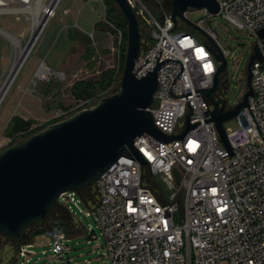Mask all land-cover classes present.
<instances>
[{
  "label": "built area",
  "instance_id": "2783aa9c",
  "mask_svg": "<svg viewBox=\"0 0 264 264\" xmlns=\"http://www.w3.org/2000/svg\"><path fill=\"white\" fill-rule=\"evenodd\" d=\"M216 1L217 15L252 35L262 55L261 61L251 65L248 105L231 118L236 126L224 127L231 119L223 123L229 149L208 121L212 105L201 93L211 86L219 64L208 39L200 41L189 30L177 29L179 24L187 25L179 19L174 24L170 8H160L159 2L158 19L141 0H128L138 21L151 30V42L142 43L141 48H146L140 49L135 60L134 75L140 78L151 70L161 50L158 63L172 59L183 66L170 93H191L187 99L168 94L181 64L164 62L158 68L159 86L149 107L154 124L166 134H178L188 112L187 100L190 123L203 121L183 139L162 142L145 134L136 138L133 144L148 163L121 155L88 187L94 201L72 190L58 196L56 204L73 217L82 210L79 202L86 205V216L102 235L108 264H264V44L257 36L264 27V0ZM206 14L197 25L218 43L226 58L229 49L210 26L203 27L210 16ZM223 75L215 94L226 100L228 80ZM237 102L228 105L226 100L225 108ZM76 222L88 240L97 238L91 224L83 227ZM45 233L59 264H71L63 261L66 232L55 224ZM31 246H19L17 254L25 262L33 254Z\"/></svg>",
  "mask_w": 264,
  "mask_h": 264
},
{
  "label": "rangeland",
  "instance_id": "374dc122",
  "mask_svg": "<svg viewBox=\"0 0 264 264\" xmlns=\"http://www.w3.org/2000/svg\"><path fill=\"white\" fill-rule=\"evenodd\" d=\"M50 1L42 0V3L48 6ZM88 1L89 4L85 5L79 0H60L53 9V15L45 18V24L43 23L44 26L37 32L39 35L32 43L28 55L0 96V151L51 123L67 118L80 109L91 107L102 97L118 89L124 64V58L120 59L118 46L122 30L117 25L103 20L105 4L107 5L104 0ZM141 1L146 7L148 2L161 4V0ZM9 7L10 10L7 11L0 9V88L9 74L17 44L26 46L32 25V16L25 10L26 5L22 8L13 1L9 3ZM69 7L73 10L72 14L66 12L65 8ZM80 7L83 9L78 11ZM39 13L43 15L42 9ZM153 14L159 19V14ZM187 16L198 24V21L207 14L202 9L188 10ZM96 20L106 25L95 27ZM207 26L212 28L219 42L229 49L225 75L222 78L226 76L228 80L224 92L227 104L233 105L240 100L245 91L246 63L252 51L254 37L247 31L237 30L217 14L208 16L207 22L203 24V27ZM139 29L141 45L148 39L151 41L150 27L139 22ZM177 29L189 30L200 41L205 39L202 32L194 28H185L183 24H179ZM145 48L143 45L140 49ZM43 65L49 69V73L40 78L37 73L39 67ZM107 69L114 71L109 87L85 99L73 95L72 86L75 81L96 80ZM17 115L31 119L33 122L30 128L27 132L7 134L11 118ZM235 126L233 119L224 124L225 128ZM168 192L165 190V193ZM83 194L85 198L95 200L90 189ZM79 206L82 210H76L74 218L55 203L41 224H34L26 229V238L22 245L32 243L30 249L33 250L27 262L24 257L17 254L21 244L1 238L0 264H59V256L52 255L51 239L45 233L47 227L55 224L59 225L67 236L64 242L67 254L64 253L63 261L69 260L71 264H108V258L103 253L104 244L100 230L86 216V205L79 202ZM76 220L83 227L91 224L90 230H93L97 238L88 240L87 233L80 228ZM74 230L79 234H71ZM43 250L45 253H42Z\"/></svg>",
  "mask_w": 264,
  "mask_h": 264
},
{
  "label": "water",
  "instance_id": "95a60500",
  "mask_svg": "<svg viewBox=\"0 0 264 264\" xmlns=\"http://www.w3.org/2000/svg\"><path fill=\"white\" fill-rule=\"evenodd\" d=\"M112 1L126 21V50L119 87L91 107L51 123L0 151V239L22 244L26 229L45 220L62 192L85 190L121 155L148 163L133 144L139 136L145 134L162 142L183 139L185 133L203 121L190 123L191 106L187 100L188 112L178 134H166L154 124L149 107L159 86L158 68L166 61L181 63L172 59L158 63L160 50L155 66L137 78L133 67L141 48L139 21L128 0ZM52 9L49 4L44 14ZM200 9L215 15L219 6L216 0H170L173 23L179 19L202 32L219 62L211 86L201 93L212 105L208 121L214 124L220 140L229 149L223 123L248 105V97L252 94L251 65L255 60L261 61L262 55L259 46L254 44L246 63L245 91L233 107L226 109V100L215 94L220 76L225 72L226 58L218 43L187 16L188 10ZM257 36L264 44V27L257 31ZM182 68L181 64L171 82L168 92L171 96L191 94L190 91L170 93Z\"/></svg>",
  "mask_w": 264,
  "mask_h": 264
},
{
  "label": "trees",
  "instance_id": "16d2710c",
  "mask_svg": "<svg viewBox=\"0 0 264 264\" xmlns=\"http://www.w3.org/2000/svg\"><path fill=\"white\" fill-rule=\"evenodd\" d=\"M86 1H88V0H86ZM104 1H105V3H107V5L105 4V6H106V8H105L106 21H108L109 23H111L113 25H117L122 30L121 42L119 44V49H120V55L119 56H120V59H123L124 53L126 50V21H125L124 17L122 16V14L120 13L118 7L116 6V4L112 0H104ZM152 1L154 2V0H152ZM161 6L164 7L165 9H169L170 8V0H161ZM147 7L151 11V13L153 12V13L158 14L159 7L155 2L154 3L148 2ZM104 24H105L104 22L96 21L94 23V26L96 27V26H101ZM185 28H190V27L185 26ZM146 42L149 43L151 41H149V39H148ZM113 72L114 71L112 69H107V70L103 71L101 73L100 78H98L96 80H89V81L77 80V81H75L73 83V86H72L73 95L77 98L85 99V98L91 97L92 95H94L96 93L102 92L104 89H106L107 87L110 86L112 79H113V76H114ZM32 122L33 121L31 119H24L18 115L14 116L10 120V123H9V126H8L6 133L12 134V133L24 132V131L27 132V130L30 128ZM28 136L29 135H27L26 137H28ZM26 137H24V138H26ZM89 189L90 188L87 187L85 190H83L81 192L84 193V191H87V190L89 191ZM90 193L94 197V194L91 191H90ZM76 231L77 230L72 231L71 234H75V233L79 234V232H76Z\"/></svg>",
  "mask_w": 264,
  "mask_h": 264
},
{
  "label": "bare ground",
  "instance_id": "6f19581e",
  "mask_svg": "<svg viewBox=\"0 0 264 264\" xmlns=\"http://www.w3.org/2000/svg\"><path fill=\"white\" fill-rule=\"evenodd\" d=\"M13 1H15V0H0V9H2V11L10 10L9 2H13ZM17 1H21L23 3V0H17ZM59 1L60 0H51L50 4L53 8H55L56 4H58L57 2H59ZM24 2L26 3L25 4L26 5L25 10L29 11L31 13V16H32L30 39L28 40L25 47H22L19 44H17L16 51H15V57H14L12 65H11V68L9 70V74H8L4 84L0 88V96L3 92V90L5 89V87L9 84V81L14 77L15 73L18 71L21 62L28 55L29 50L32 46V43L34 42V40L39 35V33L37 34V32L39 31V29L42 26H44L43 23L45 22V18L47 16L49 17V16L53 15V13H54V10H53L50 13L44 14L47 6L43 5L42 0H24ZM22 8H23V6H22ZM41 9L43 11V15H41L39 13ZM48 73H49V69L43 65V66L39 67L37 76H39L41 78V77H44V74L46 76Z\"/></svg>",
  "mask_w": 264,
  "mask_h": 264
},
{
  "label": "crops",
  "instance_id": "0c3cea01",
  "mask_svg": "<svg viewBox=\"0 0 264 264\" xmlns=\"http://www.w3.org/2000/svg\"><path fill=\"white\" fill-rule=\"evenodd\" d=\"M79 1H83V3H84L85 5L89 4V2H90V1H86V0H79ZM84 4L82 5L83 8L85 7ZM83 8L80 7V8L78 9V11L82 10ZM65 9H66V12H67L68 14H70V13L72 14L73 10L70 9V7H69V8H65ZM67 13H66V14H67ZM96 21H98V20H96ZM96 21H95V22H96ZM95 22H94V23H95Z\"/></svg>",
  "mask_w": 264,
  "mask_h": 264
}]
</instances>
